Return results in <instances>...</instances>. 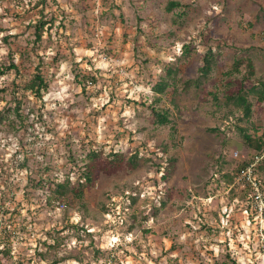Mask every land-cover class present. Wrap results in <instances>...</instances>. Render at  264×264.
I'll use <instances>...</instances> for the list:
<instances>
[{"label":"rangeland","instance_id":"374dc122","mask_svg":"<svg viewBox=\"0 0 264 264\" xmlns=\"http://www.w3.org/2000/svg\"><path fill=\"white\" fill-rule=\"evenodd\" d=\"M244 136L264 140V0H0V264H264Z\"/></svg>","mask_w":264,"mask_h":264},{"label":"trees","instance_id":"16d2710c","mask_svg":"<svg viewBox=\"0 0 264 264\" xmlns=\"http://www.w3.org/2000/svg\"><path fill=\"white\" fill-rule=\"evenodd\" d=\"M178 3L172 2L169 4V7L167 8L168 11L172 10V7H177ZM45 23H41L39 26H35V39L36 40H40L41 38V33H42V29ZM186 52V51H185ZM212 58H213V54L212 52L209 50L207 52V54L205 55V57L203 58V66L200 69V75L203 77L207 76L208 73L211 70V63H212ZM11 68H15V66L13 64H11L10 66ZM172 72H168L167 75L170 76ZM168 84L162 79L159 82H157L152 90L155 94L159 95L162 94L165 89L167 88ZM46 84L44 83V80L42 78V76L40 74H36L26 85H25V90L26 91H30L34 96H36L37 98L41 97V92L43 90H46ZM236 106L237 107H242L243 111H244V116H249L250 114V109L251 106L249 104V102L246 100V98L244 96H237L236 99ZM153 115L156 119V123L159 125H163L166 124L168 122V119L166 117V115L164 113L152 110ZM244 140L245 142L249 145L254 147V153L255 155L259 154L260 152L263 151L264 149V140H256L253 142L251 140V138L249 136H244ZM135 158H131L129 159V163L132 166H135V162H134ZM173 161H170L168 166H172ZM247 166V164L245 166H243L244 168ZM243 168V169H244ZM84 175L88 178V180H90V173L89 172H85ZM65 186L64 184H59L57 186V193L59 195H63V193L65 192Z\"/></svg>","mask_w":264,"mask_h":264},{"label":"built area","instance_id":"2783aa9c","mask_svg":"<svg viewBox=\"0 0 264 264\" xmlns=\"http://www.w3.org/2000/svg\"><path fill=\"white\" fill-rule=\"evenodd\" d=\"M236 155L237 153H235ZM262 164H264V149L235 178L236 184L250 190L247 200L253 207L254 213L257 214L256 217L261 220L264 218V190L261 188L260 181L256 178V172Z\"/></svg>","mask_w":264,"mask_h":264}]
</instances>
